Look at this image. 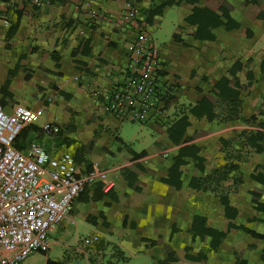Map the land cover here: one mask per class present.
Returning <instances> with one entry per match:
<instances>
[{"label":"crops","instance_id":"obj_1","mask_svg":"<svg viewBox=\"0 0 264 264\" xmlns=\"http://www.w3.org/2000/svg\"><path fill=\"white\" fill-rule=\"evenodd\" d=\"M89 1L92 7L104 13V19L90 17L85 8L76 9L72 1L56 0L40 8L26 5L16 32L9 40L6 37L9 21L15 19L16 13L14 9L0 5V103L7 110L15 104L32 109L49 108L48 119L36 123L39 127L46 122H55L63 114V123L57 124L59 131L65 132L64 138L52 141L47 136L50 133L41 132L37 136L30 131L26 140L36 139L50 150L73 140L77 144L72 150L75 155L77 147L93 138L90 151L84 153L85 158L78 165L83 167L86 162L105 170L114 183L108 192L101 189L102 182L98 181L79 194L73 203L74 211L61 225L64 229L61 237L68 234L73 224L76 230L82 228L88 234L86 238L97 237L95 242L117 247L123 260L142 257L158 264L154 256L165 258L172 250L179 259L170 264H208L204 260L185 258L186 247H190L188 252L191 254L204 250L199 237H193L190 232L193 216L198 212L205 217L206 226L229 230L234 236L233 241L220 243L214 263L227 264L222 254L227 244H235L233 250H241L247 244L257 245L261 241L229 228L230 220L224 214L221 196H228L237 216L246 220V227L257 229L258 220L264 219V211L253 207L251 191L254 187L261 188L264 203V184L252 177L259 170L256 166L264 164V151H255L258 144L264 147V138L253 139L258 131L264 136V18L252 21L251 43L244 40V26L227 32L218 31L211 41L197 40L192 36L195 27L184 20L193 5L184 1L173 5L179 15L169 44L159 46L152 39L164 73L158 76L157 84L167 95L159 102L158 109L141 122L148 121L151 140L136 148L137 137L126 138L121 134L122 120L108 113L104 101V94L121 83L125 76L129 59L127 47L136 34V26L121 18L126 0ZM128 1L138 7L139 21L150 7L158 3V0ZM202 4L203 0H200L198 5ZM156 18V23L139 25L146 32H152L163 22L164 13ZM174 34L191 41L192 45L175 41ZM83 37L88 40L92 51L73 56L68 50H74ZM236 60L242 63V69L236 73L239 82L246 85L250 82L247 93L240 91L239 105H233L227 97H218L213 118L191 113L190 109L211 92L223 73L230 76L225 69ZM15 67L16 72L7 89L9 95H3L1 88L9 70ZM248 71L252 73L250 79ZM59 90L71 94L75 100L65 99ZM60 106L63 111H58ZM183 115L187 117L188 126L176 144L166 131ZM253 116L254 120L251 119ZM202 130L207 132L193 136V132ZM111 144H115V153L109 149ZM123 146L137 153L145 151L146 155L130 160L124 157ZM181 146H196V155L203 158L204 171L196 187L189 185L192 175L197 173L194 174L192 158L186 153L182 157L185 163L178 169L182 173V187L177 189L163 182L174 163L173 156L178 154ZM164 152L167 153L165 157L162 156ZM260 171L264 175V170ZM251 216L257 220L248 221ZM173 227L176 230L172 232ZM163 235L162 244L149 246L145 241L157 240ZM242 241L244 243L238 246ZM252 252L249 260L256 258ZM98 253L101 250L94 247L83 251L78 258L81 263L85 260V264H103L96 260ZM43 254L45 263L47 259L63 262L59 257ZM111 261L107 264H114ZM235 261L231 258L228 264H235Z\"/></svg>","mask_w":264,"mask_h":264},{"label":"built area","instance_id":"obj_2","mask_svg":"<svg viewBox=\"0 0 264 264\" xmlns=\"http://www.w3.org/2000/svg\"><path fill=\"white\" fill-rule=\"evenodd\" d=\"M13 1L0 0V5L8 8ZM18 1L40 8L56 0ZM63 1H72L76 9L85 8L90 17L104 19V13L89 0ZM139 16L138 7L126 1L121 18L135 25L137 31L127 47L125 76L104 94V101L106 110L116 118L143 122L159 107L156 84L161 67L155 42L139 25ZM42 111L41 107L32 109L22 104L7 110L0 103V264H20L34 252H47L50 233L70 215L79 194L98 181L104 192L114 185L107 171L80 167L68 151L55 156L36 141L22 150L13 145L21 130L35 123ZM41 129L50 134L60 130L55 122H46ZM96 239L85 238L84 243Z\"/></svg>","mask_w":264,"mask_h":264},{"label":"trees","instance_id":"obj_3","mask_svg":"<svg viewBox=\"0 0 264 264\" xmlns=\"http://www.w3.org/2000/svg\"><path fill=\"white\" fill-rule=\"evenodd\" d=\"M18 0L13 2L14 5L9 8L14 9L15 11V19L13 21H9V29L7 32V40L11 39L16 32L18 21L20 17L25 12L26 4L22 1L19 3ZM62 1V0H60ZM187 2L193 5L191 13L188 14L184 20L189 25H193L195 27L193 32V38L197 40H214L216 38V32H227L234 29L239 28L240 26L245 27V42L251 43L253 40L252 33V21L257 18H264V0H203L202 5H198L200 0H158L156 5L150 7L146 13L142 16V19L139 21L141 25H150L156 23L158 19L156 16L162 15L164 11L173 6L179 5L181 2ZM12 2V3H13ZM1 16H3L1 14ZM4 18V17H3ZM173 38L175 41L180 42L185 46H191L192 42L186 39H183L180 35L174 34ZM89 42L86 38H81L77 47L74 50H68L70 54L75 56V54L82 53L88 54L92 51V48L88 45ZM10 45V42L7 43V47ZM247 63L249 59L246 60ZM16 67L12 70H9L8 76L5 80L3 87L1 88V92L3 95L8 94V86L11 76L16 72ZM242 69V63L240 60H236L231 64L230 67L225 69L230 76H227L223 73L220 80L212 87L211 92L207 93L201 101L193 106L190 111L191 113L201 116L206 115L209 119L214 117L213 107L215 106L218 97L227 99H231L232 104L239 105V94L241 90H245L247 93L249 90L248 83L241 84L239 82L238 77L236 76L237 71ZM164 73L161 70H158V76H162ZM252 73L248 71L247 76L250 79ZM26 79L29 80V75L26 76ZM38 89L39 86H36ZM55 87V86H54ZM159 96V102L161 100L164 101V97L167 95L166 91L162 92L158 84H156ZM59 93L67 100H75L73 96L67 93L64 90H59ZM233 113V112H232ZM252 120L255 119L253 116ZM188 126L187 117L185 115L181 116L178 120L172 123V125L167 129V135L172 139L173 142L178 144L183 134L185 133ZM35 132L37 136L41 135L42 129L36 122L33 124H29L25 126L21 132L18 134L16 139L13 142V145L18 149H24L25 146L30 141L35 140H26L29 132ZM207 131H199L197 133L193 132V136L205 134ZM264 136L262 132L258 131L254 135L253 139H263ZM37 142V141H36ZM94 139L91 138L89 141L83 145L76 148V154L73 155L78 164H81L82 158H85V154L88 153L93 145ZM44 147V146H43ZM45 148V147H44ZM48 151L50 149L45 148ZM255 151L261 152L264 151V147L262 144H258L255 146ZM197 147L196 146H181L179 147L178 154L173 156L174 163L169 168L167 176L163 178V182L171 184L175 186L177 189L181 188L183 183L181 180V171H179V166L185 161L182 159L184 153L189 155L192 158V162L194 165L196 175H192L189 185L191 187H196L197 181L199 177H202L204 167H203V158L196 155ZM122 152L125 158H129L130 160H137L146 155L145 151L142 152H134L122 147ZM85 153V154H84ZM73 154V153H72ZM83 167L87 170L97 169L92 164H88L84 162ZM259 170L257 174L252 175V177L264 184V175L260 170H264V164H259L256 166ZM137 182V181H136ZM135 189L138 188L136 184H132ZM263 190L258 187H254L251 191V199L253 203V207L256 210L264 211V203L261 201ZM221 202L224 206V214L230 220L229 228H234L237 230L240 235H248L254 238L260 239L264 242V219L258 220L260 223L256 230L250 229L245 226V219H241L237 216V210L230 204L229 198L227 195L221 196ZM257 220L254 216H251L248 221ZM206 219L204 216L200 215L198 212H195L193 216V222L191 224L190 232L192 236H198L205 250L198 251L196 254L189 253L190 247H186L185 249V258L190 261H201L204 260L208 264H214L218 255V248L220 243L223 241H233L234 236L229 233V230L223 231L217 228L208 227L205 224ZM176 229L173 227L172 232ZM147 245L153 246L156 244L164 243V235L159 236L157 240L146 239ZM257 250L260 253V259L262 264H264V245L260 248H256L254 244H247L244 248L239 250L236 253V261L235 264H249L248 253L251 250ZM154 259L157 260L158 264H170L171 262L178 261L179 257L175 251L170 250L167 253L165 258H160L158 255L154 256ZM45 264H66L61 261H56L52 259H47Z\"/></svg>","mask_w":264,"mask_h":264},{"label":"rangeland","instance_id":"obj_4","mask_svg":"<svg viewBox=\"0 0 264 264\" xmlns=\"http://www.w3.org/2000/svg\"><path fill=\"white\" fill-rule=\"evenodd\" d=\"M178 15L179 14L177 13V8L175 6L167 8L164 11L163 22L156 28L157 30L155 29L152 32H149V36L151 37V39L156 41L159 46L169 44L172 31L177 25ZM58 111H63L61 106L58 109ZM95 111L97 112L98 110H95ZM50 112L51 110L47 107L43 109L41 115L36 120V123L41 124L45 122L46 119H48ZM108 113L111 114L110 112ZM63 120H64V117L62 114L61 116L59 115L56 118L55 122L62 124ZM120 128H122L121 134L123 133L124 137L127 138L128 136H133V135L137 137V141L135 145L136 148L137 147L141 148L147 141H150L152 138L150 134V129L148 128V121L145 123H141L139 121H131V120L124 119L120 123ZM64 133L65 132L63 131H59L56 134H48L47 136H50L51 140L55 141V140H60L64 138L63 137ZM35 141L37 140L35 139ZM65 143H66L65 145H62L59 147L55 146L56 149L54 148V150H51L53 151V154H55V156L64 151H68L72 153L73 147L77 145L75 141L73 142V140H69L68 142H65ZM111 145L112 146L109 149L110 151L115 153L116 152L115 144H111ZM107 158H110V157L107 156ZM75 200L73 201V203L75 202ZM73 205L74 204H72L71 211H74ZM65 220L66 219H64L59 225H57V227L50 233L51 245H52V242L54 244L52 245V247H50V249L47 252H34L30 254L20 264H45L44 262L45 255L43 253H47L48 257H59V259H61L66 264H76L77 262L80 264H85V260H82V263H81L78 257L83 253V251L94 248V247L97 250L98 249L101 250V253L97 254L99 257L97 256L96 260H98V262L100 260V263L102 262L103 264H107V262L109 263L110 260H112L111 262H113L114 264H124V263L125 264H155L152 260H148V259H146V261L145 259L143 260L142 257L123 260V258H121L120 253L116 249L117 247H114L113 245H110L109 243L105 244V243L94 242L90 244H85L84 239L86 238L88 234L84 233L82 228H77L76 230L73 224L70 225V228H69L70 231L68 232V234L63 236L62 238L61 234L64 232V229L63 227L61 228V225L65 222ZM243 243L244 242L242 241V243H238L237 245L240 246ZM258 244H259V247H257ZM258 244L255 245L256 248L262 247L264 245V242L259 241ZM227 246L228 247H226L223 250L222 254H223V258H226V260H224L225 263L228 264L231 258L236 259V253L239 251V249L233 250L232 246H236L235 244H232V246L230 244H227ZM204 250L206 251V249ZM250 252H252V254H256V258H251V260H249V264H262L259 251L255 249V250H251ZM250 252L248 253V257H249ZM114 256L115 258L113 259L112 257ZM125 256L126 257L129 256L127 251L125 252Z\"/></svg>","mask_w":264,"mask_h":264}]
</instances>
